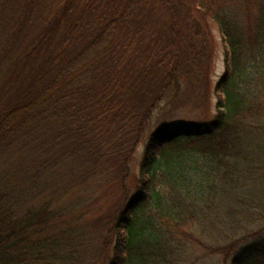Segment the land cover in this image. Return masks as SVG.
I'll return each instance as SVG.
<instances>
[{"label":"trees","instance_id":"obj_1","mask_svg":"<svg viewBox=\"0 0 264 264\" xmlns=\"http://www.w3.org/2000/svg\"><path fill=\"white\" fill-rule=\"evenodd\" d=\"M161 104L206 119L151 132L135 179ZM216 257L264 264V0H0V264Z\"/></svg>","mask_w":264,"mask_h":264},{"label":"rangeland","instance_id":"obj_2","mask_svg":"<svg viewBox=\"0 0 264 264\" xmlns=\"http://www.w3.org/2000/svg\"><path fill=\"white\" fill-rule=\"evenodd\" d=\"M207 29L211 34V37L213 39V59H212V66H211V71H210V83L211 87L217 82L219 77L223 74L224 69H225V63H224V45L222 43V38L218 29V26L211 20H207ZM215 96L211 91L210 95V107L209 110L211 114H214L215 112ZM164 104H161L158 106V108L155 110L154 117L152 118L150 124L148 125L146 129V134L142 138V141L136 150V153L134 155V160L132 162V176L137 179L139 177V164L142 158L143 150L146 144V141L148 139V135L153 132L155 129H157L159 126H162L163 124H170V123H175V122H196L199 120H205L206 116L204 114L199 113V112H194L190 110H182L181 112H178L177 114L173 116H167L166 112L167 109H164ZM113 186V187H112ZM80 193V192H79ZM121 193L120 188L117 186V184L109 186L107 189V192L105 193V196L102 197V193L97 194L96 197H98L96 200H94V207L92 210L91 216H95L97 212L96 210L105 209L108 206L113 205V203L116 201L115 199L119 198V195ZM90 195V194H88ZM94 197V198H96ZM150 207V205H149ZM151 208V207H150ZM152 209H149L148 211H152ZM89 217V216H88ZM91 219V218H90ZM169 226H171L169 224ZM184 230L188 233V238H198L200 236V232L198 230V226H189L186 225L183 227ZM174 231V230H173ZM176 235H178L179 240H180V248L182 251V256H187L191 260H194L196 258H199L201 256V250L196 248L195 244L193 241L190 239L187 240L186 238L182 237L183 235L180 233V231H174ZM204 238V237H201ZM181 254V253H180ZM207 260L199 261L198 263L194 264H222L221 260L216 257V258H206ZM185 261H187L185 258L184 259H178V264H184ZM183 262V263H182Z\"/></svg>","mask_w":264,"mask_h":264}]
</instances>
